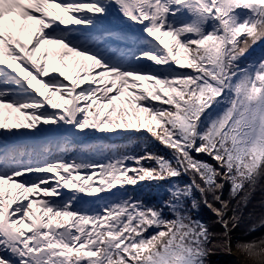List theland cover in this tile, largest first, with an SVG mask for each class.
<instances>
[{
	"label": "snow or ice",
	"instance_id": "snow-or-ice-1",
	"mask_svg": "<svg viewBox=\"0 0 264 264\" xmlns=\"http://www.w3.org/2000/svg\"><path fill=\"white\" fill-rule=\"evenodd\" d=\"M114 11L127 30L105 27ZM261 42L264 0H0V264H208L215 234L191 215L197 192L230 251L248 190L264 176V57L241 66ZM5 108L25 121L9 123ZM129 130L150 134L171 159L102 144L88 149L100 160L65 158L70 137ZM89 169L99 185L80 177ZM146 179L172 181L168 198L112 192ZM226 184L240 197L234 208ZM106 192L95 209L77 206L81 194ZM236 247L264 264V237Z\"/></svg>",
	"mask_w": 264,
	"mask_h": 264
},
{
	"label": "trees",
	"instance_id": "trees-1",
	"mask_svg": "<svg viewBox=\"0 0 264 264\" xmlns=\"http://www.w3.org/2000/svg\"><path fill=\"white\" fill-rule=\"evenodd\" d=\"M121 24V28L123 30H127V24L123 21ZM163 39H170L168 37H164ZM262 57H264V42L258 43L254 45L248 52L245 58L241 60V66H247V64L252 62H258ZM162 67V66H161ZM185 71H189V69H185ZM146 88L149 87L147 81ZM50 110V109H49ZM51 111V110H50ZM88 131V130H86ZM84 135L80 133L75 137H70L72 140V148L75 149L69 150L65 153V158L69 161L73 159H92V160H100L102 157L99 154H93L88 152V149L95 145H106L113 146L115 148H119L122 151H127L132 155H144L145 152H151L155 155L163 156L165 158L171 159L172 151L166 148L164 145L160 144L156 141L150 134L145 131H134L129 130L124 132L123 135H115V134H101L95 133L93 135H87L88 139L85 140L84 143L80 144V138ZM50 140L56 139V137L48 138ZM195 155V153H193ZM198 159H204L209 163L215 164L209 157L199 156ZM107 162V161H105ZM131 163V161H129ZM143 163L148 164V161H143ZM54 175V174H49ZM75 175V174H74ZM80 177L83 178L86 175H91L92 180L89 181V184H97L99 185L100 181V173L97 170L96 174L93 175V170L89 169L86 171H81L79 173ZM129 175H134V173H129ZM20 179H23L21 177ZM181 184H185L189 182V178L187 176H183L178 181ZM172 183V181H155V180H144L138 182L136 185H128V184H118L115 188L112 189V192H118L120 196L123 197H131L134 200H141L145 204H154L158 203L161 200H166L168 198L167 188ZM64 193V198H67L72 195V191L68 189H61ZM112 192L106 193H98L95 196H87L81 194L82 199L78 207L82 209H95L99 206V198H112ZM248 203L247 207H243L242 210L238 213L240 219L238 220L236 227L231 229L230 235L232 237V245L233 247L239 251L236 247L237 240L241 241H259L261 237H264V228L259 227V221L264 218V176H261L258 179L257 185L254 190L249 189ZM39 195H43L39 193ZM242 192L240 196H243ZM49 199H58V197H48ZM195 198L200 201L199 210H193L191 215L193 219H198L208 225L209 229L215 234V238L209 247L212 249V254L208 256L207 261L208 264H237L235 259L229 257L228 255V246L224 245L222 240V234L224 232L223 226L217 222L218 218L215 216L213 211L205 206L202 201L200 194L195 193ZM222 198L229 202L231 207H236L237 200L232 199L230 196V186L225 185V189L223 191ZM209 203L213 204V207L219 208L220 204L215 202L211 196L208 197ZM233 215V212L230 210L227 213L226 219H230ZM257 225V230L255 232H249V228L253 225ZM231 227V225H230ZM241 256L245 259L247 264H258L256 259L248 257L246 254L239 251ZM213 257H217L215 261H211L210 259Z\"/></svg>",
	"mask_w": 264,
	"mask_h": 264
},
{
	"label": "rangeland",
	"instance_id": "rangeland-1",
	"mask_svg": "<svg viewBox=\"0 0 264 264\" xmlns=\"http://www.w3.org/2000/svg\"><path fill=\"white\" fill-rule=\"evenodd\" d=\"M109 21H110V23H112V24H109ZM122 21H124V18L122 17V15H121L118 11H114L113 14H112V15L109 17V19L106 21V23H105V27H106L107 29L114 30V31H115V30H116V31H122V29H118V28H117V26L120 27V25H121L120 23H121ZM138 27H139V26H137V28H138ZM50 48L53 50V52H55V53L57 54L55 60H53L51 56L49 57L48 67H50L49 70H50V72H51V70H52V68H53L54 65H55L56 67H59V58H58L59 51H58V52H57V51H54V48L51 47V46H50ZM37 55L39 56V53H38ZM71 60H72V58L69 57V61H68V62H71ZM64 71L66 72V74H69V69H65ZM52 74H55V73H52ZM140 84H141L144 88H146V83H145V81L140 82ZM35 85H37L36 87L40 88L41 92H44V93L46 94L47 90L44 89V88L42 87V85H39V84L36 83V84L33 85V87H35ZM54 99H55V100H59V96L54 97ZM4 110H7V108H5ZM50 110L52 111L53 109H50ZM18 114H20V118L22 119V122L25 121V119H26L25 116H24L23 114H21L20 112L18 113V112L15 111V110H12V113H11V115H10L9 118H13V119H14V118L18 117V116H15V115H18ZM13 119H12V120H13ZM9 123H12V122L9 121ZM49 138H50V137H49ZM231 244H232V243H231ZM232 247H233V245H232ZM233 250H234L235 252H237V253L239 254V256L243 259V263H244V264H247V262L245 261V259H244V258L241 256V254L239 253V251H237L234 247H233ZM229 253H230V251H229V248H228V255H229ZM233 255L236 256L235 253H233ZM229 257L235 259V261L237 262V264H239L237 258H235V257H233V256H230V255H229ZM214 258L217 259V257H213V258H211L210 260L212 261V259H214ZM225 264H228V263H225Z\"/></svg>",
	"mask_w": 264,
	"mask_h": 264
},
{
	"label": "bare ground",
	"instance_id": "bare-ground-1",
	"mask_svg": "<svg viewBox=\"0 0 264 264\" xmlns=\"http://www.w3.org/2000/svg\"><path fill=\"white\" fill-rule=\"evenodd\" d=\"M53 48H54V50L55 51H60L59 50V46H55V45H53ZM13 67H15V65H13ZM50 68V67H49ZM65 74H66V72H65ZM21 75H23V73H21ZM143 80H141L140 82H142ZM32 84L34 85V84H36V81H32ZM37 85H35V87H36ZM2 112H3V115L8 119V122L9 121H11L12 123H15L16 122V118H19V121H21L22 122V119L20 118V114H18V115H15V116H18V117H16V118H9L10 117V115H11V113H12V110H9V109H7V110H2ZM19 113V112H18ZM13 119V120H12ZM240 262H241V264H244L241 260H240Z\"/></svg>",
	"mask_w": 264,
	"mask_h": 264
},
{
	"label": "water",
	"instance_id": "water-1",
	"mask_svg": "<svg viewBox=\"0 0 264 264\" xmlns=\"http://www.w3.org/2000/svg\"><path fill=\"white\" fill-rule=\"evenodd\" d=\"M233 253H235V254H236V256H235V255H233ZM229 255H230V256H233V257H235V258H237V259H238V262H239V264H241L240 260L243 262V259H242V258L239 256V254L233 250L232 244H231V250H230V253H229ZM215 260H216V258L212 259V261H215Z\"/></svg>",
	"mask_w": 264,
	"mask_h": 264
}]
</instances>
